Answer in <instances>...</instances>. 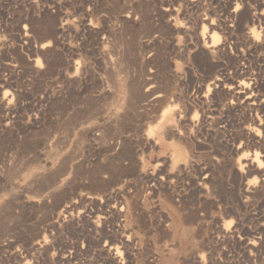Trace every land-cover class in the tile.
<instances>
[{
  "label": "rangeland",
  "instance_id": "1",
  "mask_svg": "<svg viewBox=\"0 0 264 264\" xmlns=\"http://www.w3.org/2000/svg\"><path fill=\"white\" fill-rule=\"evenodd\" d=\"M129 150L140 171L118 174ZM261 165L264 0H0V264H264ZM190 208L176 240L167 217Z\"/></svg>",
  "mask_w": 264,
  "mask_h": 264
},
{
  "label": "bare ground",
  "instance_id": "2",
  "mask_svg": "<svg viewBox=\"0 0 264 264\" xmlns=\"http://www.w3.org/2000/svg\"><path fill=\"white\" fill-rule=\"evenodd\" d=\"M127 17V16H126ZM241 17L243 18V20L244 19H246L245 17V15L243 14V15H241ZM128 18V17H127ZM173 18H174V16H173ZM172 21V20H171ZM120 22V21H119ZM124 22H125V20H124ZM159 25V24H158ZM127 27V26H126ZM152 28H154V27H152ZM151 28V29H152ZM160 28V27H159ZM153 30V29H152ZM253 30V29H252ZM87 31V30H86ZM125 31V30H124ZM147 31H148V29H147ZM110 32V31H109ZM162 32V31H161ZM122 33H123V31H122ZM153 33V32H152ZM155 33V32H154ZM148 34V33H147ZM147 36H149V35H147ZM146 36V37H147ZM107 37V36H106ZM125 37V36H124ZM132 37V36H131ZM150 37V36H149ZM107 39V38H106ZM150 39V38H149ZM126 40V39H125ZM151 40V39H150ZM113 41V40H112ZM153 41V40H152ZM108 42V41H107ZM101 43H102V41H101ZM106 43V42H105ZM113 43V42H112ZM106 44H108V43H106ZM124 44V43H123ZM126 44V43H125ZM157 45V44H156ZM106 47H108L109 48V46H106ZM110 47H112V49H113V46H110ZM117 47V46H116ZM130 47H131V45H130ZM155 47V46H154ZM99 48H100V46H99ZM102 48V47H101ZM104 48V47H103ZM111 48L110 49H108L109 51L110 50H112ZM98 51H99V49H97ZM152 50V49H151ZM154 50V49H153ZM124 49H123V53H124ZM112 52L113 53H116L115 52V50H112ZM127 52H128V50L126 51V54H127ZM104 53V51L102 52L101 51V54H103ZM111 56L112 55H114V54H111V53H109ZM117 54V53H116ZM129 54H131L130 53V51H129ZM133 54V53H132ZM119 55H121V54H119ZM134 55V54H133ZM132 55V56H133ZM111 56H110V58H111ZM115 56V55H114ZM126 56V55H125ZM120 57V56H119ZM124 57V56H123ZM106 58V57H105ZM113 58V57H112ZM116 58V57H115ZM115 58H114V61H115ZM132 58H134V57H132ZM125 59V58H124ZM110 60V59H109ZM112 60V59H111ZM119 60V59H118ZM108 61V60H107ZM122 61V60H121ZM129 61V60H128ZM130 61H132L131 59H130ZM130 61H129V63H130ZM112 61H110V63H111ZM118 62V61H117ZM108 63H109V61H108ZM116 63V62H115ZM107 65V64H106ZM112 66V65H111ZM121 66H123V65H121ZM125 68L127 67L126 65L124 66ZM124 68V69H125ZM77 69V68H76ZM76 69H75V71H76ZM120 70V69H119ZM108 72H110V70L108 71ZM112 72V71H111ZM78 73V72H77ZM155 73V72H154ZM111 74V73H110ZM117 75H118V73H117ZM74 76V75H73ZM72 76V77H73ZM94 77V76H93ZM108 77V76H107ZM113 77V76H112ZM117 77V76H116ZM114 78V77H113ZM136 78V77H135ZM110 79H112V78H110ZM71 80H72V78H71ZM70 80V81H71ZM73 82V80L71 81V83ZM146 82H148V81H146ZM154 82V81H153ZM132 83V82H131ZM149 83V82H148ZM116 84H117V82H116ZM121 84V83H120ZM144 84L146 85L147 83H145L144 82ZM115 85V84H114ZM128 85H129V82H128ZM131 85V84H130ZM130 86H128V88H129ZM235 87V89H236V91H237V93L238 94H242V93H247V85H246V83L244 82V81H239V82H237V84L234 86ZM131 88H133V87H131ZM162 88H163V86H162ZM134 89V88H133ZM129 90V92H131V89L129 88L128 89ZM133 91V90H132ZM133 93V92H132ZM139 93V92H138ZM140 94V93H139ZM133 96L135 95L134 93L132 94ZM143 95H147V94H143ZM143 95H141V96H143ZM204 95V94H203ZM148 97H150V99L149 100H146V102L145 103H143V104H141V106L140 107H145V106H147V105H149V103L150 102H154V101H160V98H161V95L160 94H150V95H147ZM146 96V97H147ZM135 97V96H134ZM204 97H205V95H204ZM248 97L249 96H247V99H248ZM138 98V97H137ZM145 98V97H144ZM144 98H142V99H144ZM97 99V98H96ZM126 100H127V98H126ZM135 100H137V101H139L138 99H134V101ZM122 101V100H121ZM133 101V100H132ZM132 101H131V103L130 104H132ZM2 102V101H1ZM126 102H128V103H125V104H127V108L129 107V100L128 101H126ZM121 103V102H120ZM138 103V102H137ZM158 103V102H157ZM134 104V103H133ZM168 104V103H167ZM90 106H91V104H89ZM116 105H117V103H116ZM152 105V104H151ZM155 105V104H154ZM157 106V105H156ZM130 107H132V106H130ZM134 107V106H133ZM169 107H171V106H169ZM168 107V108H169ZM108 108V107H107ZM126 108V107H125ZM174 108V107H173ZM117 109V108H116ZM137 109V108H136ZM95 110V109H94ZM115 110V109H114ZM127 110H129V109H127ZM132 110V109H131ZM135 110V109H134ZM154 110V109H153ZM172 110V109H171ZM81 111V110H80ZM147 111H148V109H147ZM175 111V110H174ZM94 112H96V111H94ZM114 112V111H113ZM116 112V111H115ZM133 112V111H132ZM162 112H164L165 113V110L163 111L162 110ZM59 113V112H58ZM83 113H85V112H83ZM134 114H135V112H133ZM140 113V112H139ZM142 113V112H141ZM170 113H171V111H170ZM60 114H62V113H60ZM77 114V113H76ZM79 114L81 115V112H79ZM138 114V113H137ZM136 114V115H137ZM63 115V114H62ZM61 115V116H62ZM73 115H74V112H73ZM72 114H71V116L73 117V118H75V119H73L74 120V122H76L75 120L77 119L75 116H73ZM83 115V114H82ZM88 115V114H87ZM92 115V114H91ZM90 115V116H91ZM128 115V114H127ZM133 115V114H132ZM171 115H173V114H171ZM57 116V115H56ZM60 116V115H59ZM59 116H57V117H59ZM60 116V117H61ZM70 116V117H71ZM124 116V115H123ZM137 116H140V114H138ZM181 116V115H180ZM179 116V117H180ZM208 116V115H207ZM78 117V116H77ZM81 117V116H80ZM89 117V116H88ZM122 117V116H121ZM125 117V116H124ZM134 117H135V115H134ZM161 117H162V115H161ZM161 117H160V119H161ZM168 117V116H167ZM170 117H172V116H170ZM131 118V117H130ZM137 118H139V117H136V119ZM166 118V117H165ZM164 118V119H165ZM173 118V117H172ZM175 118V117H174ZM182 118V117H181ZM78 119H79V117H78ZM87 119V118H86ZM108 119V118H107ZM127 119V118H126ZM133 119V118H132ZM61 120V119H60ZM60 120H57V121H60ZM66 121H64L65 123L66 122H68L67 120H69V119H65ZM140 120V119H139ZM176 120V119H175ZM69 121H71V120H69ZM159 121V120H158ZM169 121L171 122L172 120L171 119H169ZM64 122H62V124L64 123ZM79 122H80V120H79ZM78 122V123H79ZM86 122V121H85ZM113 122V121H112ZM156 122H157V120H156ZM160 122V121H159ZM163 122V121H162ZM59 123V122H58ZM78 123H76V124H78ZM67 124V123H66ZM70 124H72V121H71V123ZM161 124V123H160ZM164 124V123H163ZM169 124V123H168ZM171 124V123H170ZM169 124V125H170ZM65 125V124H64ZM68 125H69V122H68ZM166 125V124H165ZM172 125H174V124H172ZM172 125H171V127H172ZM108 126V125H107ZM120 126H121V123H120ZM61 127H63L62 125H61ZM67 127V126H66ZM110 127V126H109ZM108 127V128H109ZM164 127V126H163ZM60 128V127H59ZM105 128V127H104ZM170 127H168L167 129H169ZM173 128H174V126H173ZM62 129V128H61ZM93 129V128H92ZM100 129V128H99ZM98 129V130H99ZM111 129V128H110ZM123 129V128H122ZM164 129V128H163ZM166 129V130H167ZM175 129H177V127H175ZM62 130H65V126H64V129H62ZM97 130V129H96ZM165 130V129H164ZM101 131V130H100ZM103 131V130H102ZM101 131V132H102ZM104 131H108L107 130V127H106V130H104ZM103 131V132H104ZM180 131V130H179ZM178 130H177V132H179ZM108 132H110V130L108 131ZM107 132V133H108ZM111 132H112V130H111ZM171 131H169L168 132V134L170 133ZM164 133V132H163ZM181 133V132H180ZM167 134V133H166ZM65 135V134H64ZM63 135V136H64ZM102 135V134H101ZM171 135V134H170ZM99 137V136H98ZM169 137V136H168ZM106 143H108V142H106ZM115 143H113V145H114ZM121 145V144H120ZM115 146H117L116 144H115ZM114 146V147H115ZM126 146V145H125ZM128 146V145H127ZM113 147L111 146V148L110 147H108V149H112ZM120 148H122V147H120ZM127 147H125V149H126ZM116 149V148H115ZM121 150V149H120ZM170 150V149H169ZM119 151V150H118ZM123 151V150H122ZM131 150H129V152L128 153H130V154H128V159L130 160V163L132 164L131 165V167L130 168H127V167H124V166H122V164H121V167H123L122 169H120V168H118V174H122V173H126V174H128V175H135L138 171H140V168H141V162H140V158H138V156L137 155H134L133 153H131L130 152ZM174 152V151H173ZM124 153H126L127 154V152L125 151H123V153H121V154H119V155H123ZM126 154H124V155H126ZM169 154H171L172 155V153L170 152ZM113 155V154H112ZM123 155V156H124ZM72 156V155H71ZM92 156V155H91ZM66 157V156H65ZM141 157V156H140ZM173 157V156H172ZM123 158V157H122ZM121 158V159H122ZM126 158V157H125ZM170 158V157H169ZM74 159H75V157H74ZM119 159V158H118ZM119 160V161H122L123 162V160ZM124 159V158H123ZM171 159V158H170ZM173 159V158H172ZM69 160V159H68ZM114 160H115V158H114ZM114 160L112 161L113 162V165H117V164H114ZM63 161V160H62ZM62 161H60V165H61V163H62ZM66 161V159L64 160V162ZM126 161V160H125ZM171 161V160H170ZM177 161H179V160H177ZM181 161V160H180ZM253 161H257V166L258 167H260L259 165H260V161L258 160V156L255 154V156H254V160ZM62 163V165L63 164H65V165H67L66 163L67 162H65V163ZM110 162V161H109ZM108 162V163H109ZM112 162H110V163H112ZM118 162V161H117ZM142 162H144V161H142ZM176 163V162H175ZM178 163V162H177ZM180 163H183V160L180 162ZM187 163H188V161H187ZM237 163H241V162H237ZM153 164V163H152ZM77 165H79V163L77 164ZM80 165H81V163H80ZM93 164H91L90 166H92ZM154 165H156V163L154 164ZM157 165H162V166H164V161L163 162H159V163H157ZM170 165V164H169ZM241 165V164H240ZM240 165H237L238 167L240 166ZM59 166V165H58ZM82 166V165H81ZM107 166V165H106ZM108 166H110V164L108 165ZM146 166V165H145ZM176 166V165H175ZM178 166V165H177ZM253 166V165H252ZM63 167V166H62ZM66 167V166H65ZM94 167V166H93ZM111 167L112 168H114L112 165H111ZM118 167H119V165H118ZM179 167V166H178ZM177 167V168H178ZM204 167V166H203ZM60 168V166L57 168V170ZM77 168V167H76ZM76 168H75V171H74V169H73V172L72 173H74V172H77L76 171ZM81 167L79 166V169H80ZM100 168H101V166H100ZM107 169H109V167H106ZM115 168H117V166L115 167ZM61 169V171L62 170H64V171H66L67 170V168L65 169V168H60ZM78 169V168H77ZM144 169V168H143ZM155 171H156V173H154V170H153V172H147V171H141L142 172V175H143V177L144 178H146L147 180H149V181H151V184H152V187L150 188V192L152 193V195L155 193V191H156V185H158V186H161V185H163L164 184V182H165V180H166V178H168L169 177V175H161L162 174V170L164 169V167L163 168H161V169H157L156 167H155ZM169 169H170V166H169ZM81 170V172H85V169L84 170H82V169H80ZM87 170V169H86ZM103 170H105V169H103ZM102 170V171H103ZM112 170V169H111ZM142 170V169H141ZM152 170V169H151ZM174 170V169H173ZM209 170V169H208ZM208 170H206V171H208ZM59 171V170H58ZM64 171H62L63 172V174L65 173ZM88 171V170H87ZM91 170H89V172H90ZM96 171H100V170H98V169H96ZM96 171L95 172H91V174L92 173H96ZM106 171H108V170H106ZM114 171V170H113ZM205 171V172H206ZM57 172V171H56ZM79 172V171H78ZM88 172V174H90ZM101 172V171H100ZM99 172V173H100ZM180 172V171H179ZM219 172V171H218ZM250 172V171H249ZM259 172H261V171H258V173ZM263 172V171H262ZM86 173V172H85ZM61 175V173L60 172H58V173H56V175ZM77 174V173H76ZM79 174V173H78ZM102 174H103V172H102ZM213 174V173H212ZM13 175V174H12ZM74 175V174H73ZM73 175H71V176H73ZM109 175V174H108ZM123 175V174H122ZM161 175V176H160ZM203 175L205 176V174L203 173ZM55 176V175H54ZM53 176V177H54ZM62 176V175H61ZM70 176V177H71ZM84 176V175H83ZM83 176H81L82 178H84ZM87 176V175H86ZM106 177L105 178H108L107 177V175H105ZM51 177V176H50ZM60 177V176H59ZM110 177H112V176H110ZM55 178H57V177H54V179ZM74 178V177H73ZM53 179V178H52ZM51 179V180H52ZM90 179V177L88 176V180ZM94 179V178H93ZM111 179V178H110ZM109 179V180H110ZM210 179V178H209ZM71 180H72V183H73V181H76L75 180V178H74V180L72 179V177H71ZM81 180H83V179H81ZM91 180H92V178H91ZM97 180V179H96ZM96 180H95V182H96ZM67 181V185L68 184H70V183H68V180H66ZM107 181V180H106ZM209 181V180H208ZM217 181V180H216ZM47 182H48V178H47ZM71 182V181H70ZM88 182V181H87ZM90 182V181H89ZM99 182H100V179H99ZM153 182V183H152ZM94 183V181L92 182V184ZM98 183V182H97ZM102 183V182H101ZM108 183V182H107ZM194 184V183H193ZM65 185H66V183H65ZM71 185V184H70ZM220 185V184H219ZM217 187V186H216ZM75 188V187H74ZM93 189V188H92ZM102 189V188H101ZM159 191V190H158ZM196 191V190H195ZM208 191V190H207ZM62 192V191H61ZM134 192V191H133ZM141 193V192H140ZM148 193V192H147ZM162 193V192H161ZM160 193V194H161ZM191 193V192H190ZM194 193V192H193ZM208 193V192H207ZM135 194H136V192H135ZM192 195V194H191ZM194 195V194H193ZM207 195V194H206ZM136 196H139V194L137 193V195ZM159 196V195H158ZM88 197V196H87ZM98 197V196H97ZM154 197V196H153ZM161 197V196H160ZM195 197V196H194ZM99 199H101V198H99ZM128 199V198H127ZM143 199V198H142ZM141 199V200H142ZM166 199H168L167 201H169V198H165L164 200H166ZM180 199V198H179ZM129 200V199H128ZM163 200V199H162ZM101 202H102V200H100ZM143 201V202H142ZM142 201H140L141 203H144V200H142ZM173 201V200H172ZM94 201H92V203H93ZM119 202V201H118ZM130 202V201H129ZM132 202V201H131ZM180 202H181V200H180ZM180 202H178V203H180ZM200 202H201V200H200ZM211 202V201H210ZM167 203V202H166ZM169 203V202H168ZM205 203V202H204ZM204 203H203V205H204ZM95 204V203H94ZM93 204V205H94ZM122 204V203H121ZM131 205H132V203H130ZM136 204V203H135ZM207 204H208V202H207ZM211 204V203H210ZM213 204V203H212ZM96 205V204H95ZM115 205H117V204H115ZM128 205V204H127ZM148 205V204H147ZM169 205V204H168ZM168 205H166V206H168ZM178 205V204H177ZM143 206H144V204H143ZM185 206V205H184ZM120 207V206H119ZM129 207H130V205H129ZM135 207V206H134ZM158 207V210L159 211H163L164 210V206L162 205V204H160V205H158L157 206ZM173 207V206H172ZM188 207V206H187ZM207 207V206H206ZM205 207V208H206ZM102 208V207H101ZM112 209L110 210H107L106 211V213L104 212V214L105 215H103V216H100L101 218H103V220H107L108 219V217H110L108 214H112L114 211H115V209H114V206H112L111 207ZM116 208V207H115ZM156 208V207H155ZM176 208H177V206H176ZM189 208V207H188ZM208 208V207H207ZM103 209V208H102ZM122 209H125V208H123L122 207ZM136 209V208H135ZM191 209V208H190ZM95 210V209H94ZM94 210H93V212H94ZM98 210H100V209H98ZM117 210H118V208H117ZM116 210V211H117ZM154 210V209H153ZM104 211V210H103ZM133 211V210H132ZM131 211V212H132ZM139 211H141V210H139L138 209V213H139ZM100 212V211H99ZM218 212V211H217ZM118 213V212H117ZM137 213V214H138ZM152 213V212H151ZM215 213V212H214ZM99 214V213H98ZM118 214H125V212L123 211V210H119V213ZM143 214V213H142ZM85 215H87V214H85ZM100 215V214H99ZM133 215H134V212H133ZM96 216H98L97 214H96ZM151 216H153V215H151ZM183 217L180 219V218H177V215H176V217L175 216H171V219H170V217L168 216L167 218L169 219V220H171L170 222V224L171 225H174V227H175V231H174V233H173V235H174V237L175 238H177L176 240H184V241H190L191 240V234H192V237H193V235H194V232L195 231H197V229L199 228V226H200V220H201V217L199 216V213H198V208H192L191 210H189L186 214H184V215H182ZM204 216V215H203ZM202 216V217H203ZM134 217V216H133ZM143 217V216H142ZM204 217H206L207 218V216H204ZM83 218V217H82ZM87 218V217H86ZM97 219H98V217H97ZM100 219V218H99ZM113 219V218H112ZM136 219V218H135ZM140 219V221H143V220H141V218H139ZM142 219H144V218H142ZM93 220V219H92ZM127 220V219H126ZM134 220V219H133ZM132 220V221H133ZM87 221V220H86ZM96 221V220H95ZM94 221V222H95ZM107 221H111V220H107ZM139 221V222H140ZM97 222V221H96ZM89 224V223H88ZM127 224H129V223H127ZM264 224V223H263ZM168 226H169V224H168ZM103 227V226H102ZM134 228V227H133ZM140 228V227H139ZM6 229V228H5ZM126 229V228H125ZM170 229H171V226H170ZM134 230H135V228H134ZM172 230V229H171ZM102 231H104L103 230V228H102ZM25 232V231H24ZM21 233V232H20ZM106 233V232H105ZM197 232H195V234H196ZM22 234V233H21ZM128 234V233H127ZM131 234H132V232H131ZM165 233H163V235H164ZM227 234V233H226ZM34 235L36 236V234H35V232H34ZM103 235H104V233H103ZM163 235H161V237H163ZM222 235V234H221ZM129 236V235H128ZM133 236V235H132ZM223 236V235H222ZM118 237V236H117ZM125 238V237H124ZM129 238V237H128ZM155 238H156V236H155ZM154 238V239H155ZM159 238V237H158ZM174 238V239H175ZM23 239V238H22ZM44 240V239H43ZM39 241V240H38ZM110 241V240H109ZM192 241H194V239L192 240ZM26 242V241H25ZM165 242H166V240H165ZM182 242V241H181ZM40 243V242H39ZM180 243V242H179ZM194 243H195V245L194 246H196V242L194 241ZM164 244V241L162 242V245ZM192 244V243H191ZM190 244V246H192ZM159 245V244H158ZM164 245H166V243L164 244ZM163 245V246H164ZM183 245V244H182ZM162 246V247H163ZM194 246H192V247H194ZM154 247H156V246H154ZM154 247H152V248H154ZM161 247V248H162ZM165 247V246H164ZM171 247H173V246H171ZM182 247V246H181ZM180 247V248H181ZM247 247V249L249 248L248 246H245V248ZM111 248V247H110ZM167 248V247H166ZM165 248V249H166ZM251 248V247H250ZM156 250H158L157 249V247L155 248ZM171 249H173V248H171ZM170 249V250H171ZM159 250H160V248H159ZM193 250V249H192ZM161 251V250H160ZM173 251H175V253L173 252ZM256 251V250H255ZM167 252V251H166ZM169 252V256H170V251H168ZM168 252H167V254H168ZM184 252H187V251H184ZM155 253H156V251H155ZM165 253V252H164ZM172 253H174V255L176 254V250H172L171 251V254ZM182 253H183V250H182ZM189 253H190V251H189ZM246 253V252H245ZM257 253V252H256ZM156 254H159V258H157V257H155V258H157V259H159V261L160 262H162V259H164L163 258V251H162V254H160V252L158 253H156ZM184 254V253H183ZM182 254V255H183ZM186 254V253H185ZM255 254V253H254ZM165 256H167V255H165ZM245 256V255H244ZM259 256V255H258ZM154 258V259H155ZM169 259H170V257H168ZM172 258V257H171ZM251 257H249V259H250ZM255 258V257H254ZM259 258V257H258ZM166 259H167V257H166ZM180 259V258H179ZM190 259V258H189ZM251 260V259H250ZM132 261V260H131ZM136 261V259L134 260V262ZM138 262H141V261H139V260H137ZM164 262H165V260H163ZM168 261V260H167ZM172 261V260H171ZM249 261V260H248ZM252 261V260H251ZM250 261V262H251ZM157 262V261H156ZM188 262V261H187ZM132 263V262H131ZM170 263V262H169ZM168 263V264H169ZM179 263V262H178ZM158 264H159V262H158ZM164 264V263H163ZM171 264V263H170ZM176 264H177V262H176Z\"/></svg>",
  "mask_w": 264,
  "mask_h": 264
},
{
  "label": "snow or ice",
  "instance_id": "3",
  "mask_svg": "<svg viewBox=\"0 0 264 264\" xmlns=\"http://www.w3.org/2000/svg\"><path fill=\"white\" fill-rule=\"evenodd\" d=\"M239 8H240V5L237 4V10H239ZM261 167H264V165H261Z\"/></svg>",
  "mask_w": 264,
  "mask_h": 264
}]
</instances>
